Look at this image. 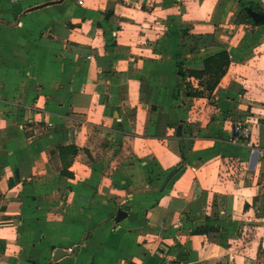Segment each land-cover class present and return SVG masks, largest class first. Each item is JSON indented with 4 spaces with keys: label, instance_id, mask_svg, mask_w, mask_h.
Segmentation results:
<instances>
[{
    "label": "crops",
    "instance_id": "1",
    "mask_svg": "<svg viewBox=\"0 0 264 264\" xmlns=\"http://www.w3.org/2000/svg\"><path fill=\"white\" fill-rule=\"evenodd\" d=\"M0 264H264V0H0Z\"/></svg>",
    "mask_w": 264,
    "mask_h": 264
},
{
    "label": "built area",
    "instance_id": "2",
    "mask_svg": "<svg viewBox=\"0 0 264 264\" xmlns=\"http://www.w3.org/2000/svg\"><path fill=\"white\" fill-rule=\"evenodd\" d=\"M49 126H52L50 123ZM251 135L249 128L245 127L242 123H237L234 127L233 141L236 143H242L247 141Z\"/></svg>",
    "mask_w": 264,
    "mask_h": 264
},
{
    "label": "trees",
    "instance_id": "3",
    "mask_svg": "<svg viewBox=\"0 0 264 264\" xmlns=\"http://www.w3.org/2000/svg\"><path fill=\"white\" fill-rule=\"evenodd\" d=\"M223 55V56H222ZM220 59L218 61H220V63L224 64L225 63V54H221V56L219 57Z\"/></svg>",
    "mask_w": 264,
    "mask_h": 264
}]
</instances>
